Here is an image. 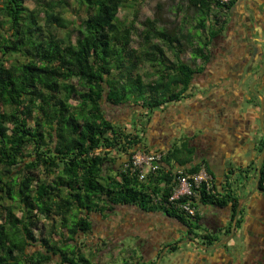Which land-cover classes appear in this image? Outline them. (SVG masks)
Returning <instances> with one entry per match:
<instances>
[{
	"label": "trees",
	"instance_id": "trees-1",
	"mask_svg": "<svg viewBox=\"0 0 264 264\" xmlns=\"http://www.w3.org/2000/svg\"><path fill=\"white\" fill-rule=\"evenodd\" d=\"M131 1L136 0H32L30 9L26 0H0V264H49L54 256L59 264H99L98 255L80 250V233L93 231L92 214L107 217L119 206L163 213L189 226L192 235L203 229L199 214L189 219L167 201L172 171L194 162L187 144L164 151V170L145 182L125 165L135 152L151 151L146 134L155 111L195 97L192 83L204 72L207 45L229 7L182 0L179 11L193 15L204 38L182 26L172 32L148 18L140 32L142 48L134 49L136 20H119ZM73 13L78 21L69 18ZM186 48L193 64L182 59ZM146 63L154 70L148 81L140 72ZM104 101L135 104L146 121L118 125L107 117ZM202 166L215 178L206 162L186 170ZM230 179L221 188L215 179L216 192L199 201L231 210L225 236L239 200ZM41 217L59 218L61 231L53 226L45 236ZM201 237L207 247L220 241L210 233ZM33 244L41 250L30 254ZM177 247L178 242L170 246ZM134 261L132 256L123 264H146Z\"/></svg>",
	"mask_w": 264,
	"mask_h": 264
},
{
	"label": "flooded vegetation",
	"instance_id": "flooded-vegetation-1",
	"mask_svg": "<svg viewBox=\"0 0 264 264\" xmlns=\"http://www.w3.org/2000/svg\"><path fill=\"white\" fill-rule=\"evenodd\" d=\"M223 3L229 8L221 12L216 36L207 41L210 57L204 65V85H192L190 89L200 93L204 90V122L207 120L211 124L204 130L210 131L215 124H232L236 127L235 134L241 135L247 149L246 158L229 157V164L223 166V178H231L232 189L239 198L232 231L235 226L234 234L239 235L242 246L232 244L231 248L228 241L217 248L223 250L218 251L215 257L224 260L221 264H264V159L259 168L264 148V0H227ZM218 90L223 92L222 104L212 101L213 93ZM241 122L244 128L240 127ZM184 134L186 139L187 132ZM215 147L211 143L204 144V156H220L219 150L224 156L222 154L226 152L222 146ZM214 175L218 179L220 169ZM223 211H230L232 216L231 210ZM170 219L173 227L186 230L188 238L205 246L203 234L193 237L189 226ZM222 239L220 237V241ZM174 243L168 241L162 247L158 243L150 246V252H157L156 262L164 249L172 250L170 246ZM231 249L235 257L229 255ZM147 259L148 256L143 255L141 262L146 263ZM214 263L212 260L208 264Z\"/></svg>",
	"mask_w": 264,
	"mask_h": 264
},
{
	"label": "rangeland",
	"instance_id": "rangeland-1",
	"mask_svg": "<svg viewBox=\"0 0 264 264\" xmlns=\"http://www.w3.org/2000/svg\"><path fill=\"white\" fill-rule=\"evenodd\" d=\"M132 3H134V5H132ZM25 5L30 9H33L35 7L32 0H26ZM181 5L185 7V5L182 4V0H136L135 2L131 1L129 4H127L125 8L120 11L119 20L120 22L126 23H129L133 19L136 20V31L133 36L134 42L132 44V48H142L143 39L140 36V32H143L144 30V26L142 25V23L148 18H158L161 22V26L168 28L172 32H175L177 28L182 26L184 27V31H191L195 37L201 36L202 38H204V34L200 30H197L195 27L196 21L193 15L191 13H185V10L179 11V7ZM81 16L83 17L84 15L81 14ZM69 18H72V20L74 21H78L79 19L78 15L75 13H73V15H71V17ZM198 41L199 39L196 38L195 42L197 43ZM155 42L158 43V41ZM167 56L172 60L174 59L172 53L170 52H167ZM182 59L188 64H193V54L189 48H186V52L184 53V55H182ZM196 64L199 66L202 63L200 62V60H197ZM140 72L144 75L145 80L148 81L154 70L149 64L146 63L142 66ZM192 85H204V74L196 75ZM187 100L188 99H184L181 101L182 103H173L171 105L172 107H175V109L179 107H184L188 105ZM200 100L203 99L201 98ZM103 104L107 117L118 125L131 124L132 121H136L140 124L142 123V121H146V117H141L144 111L141 110V108L139 106H136L135 104H129L120 107H115L105 101ZM137 112L139 113L137 114ZM159 115L160 114L155 113L154 117ZM179 121L182 122V119H180ZM137 128L140 129V125L137 126ZM149 128L150 127L148 126V132ZM172 131L174 132V136L169 139V145L173 147H181L183 141L185 140V129L179 126V124H176L173 126ZM45 175L46 174L40 173L41 178H45ZM128 206L129 207H124V209H122L121 206L116 207L115 211L113 213H110L107 217H102L98 213L92 214L91 220L93 223V231L87 235L80 233L81 238L78 242V244L80 245V250L87 254L88 257H91L89 255V252H92L94 255H98L99 264H123L126 260H131L132 256H134L135 258L134 262L142 261L140 260L141 253L145 256L147 248L143 247V239L141 240V236L138 237L137 235V233H140V227H136V224H129L130 222H128L127 214L130 212L135 213V208H131L130 205ZM210 210H212V206H202V211H204V215H208ZM16 214L19 217L21 216L20 212H16ZM60 223L61 221L57 217L55 219L42 218L41 225L43 224L46 230L44 231V235H48L49 230H51L53 226H56V228L60 230ZM126 230H129V232L126 233ZM167 230L163 229V233H167L168 235H170L172 233V231H170L171 229H169L168 231ZM62 232L64 233L65 237L69 236L66 229H62ZM186 233L187 237H189V234L186 230L183 231L180 229L178 232V235L180 237H177L174 240L178 242V247L176 251L164 249L160 255L159 260L154 264H208V261H211V259L214 258L218 251L221 252L223 250L222 248H215L216 245L212 248H207L204 246V263L202 259L200 261H197V258L190 262L189 257L198 256L197 252L200 254L202 250L198 249L201 244L192 243L190 242L192 241L190 238L185 239L183 237ZM201 234H205L204 229H200L197 232L195 231V235L192 236L200 237ZM232 234L233 233L230 234V237ZM234 235L235 236L231 240H229L230 243L227 241L229 243L228 246H230L231 248L232 244L235 247L238 245L242 246L241 244H239V235ZM36 236L41 237V233L39 231L36 232ZM223 237H225V235ZM160 240H162L161 242L164 245H166V243L168 242V240H166L165 238H160ZM221 241H225V239H222ZM40 250V245L33 244L32 247H29L28 253L35 254ZM229 255L231 257L236 256V254L232 252V249L230 250ZM218 260L220 261L217 264H221V260L223 259ZM60 261V257L54 256L52 261L49 262V264H59ZM146 264L152 263L148 261L146 262Z\"/></svg>",
	"mask_w": 264,
	"mask_h": 264
},
{
	"label": "crops",
	"instance_id": "crops-1",
	"mask_svg": "<svg viewBox=\"0 0 264 264\" xmlns=\"http://www.w3.org/2000/svg\"><path fill=\"white\" fill-rule=\"evenodd\" d=\"M203 92L204 90H202V93L196 90L195 97L193 99H188V105L184 107L175 109V107H172V105L170 104L166 106L164 110L155 111V113H158L160 115L154 117V113V118H151V123L148 125L150 127L149 132L147 131L146 134V144L150 150H163L166 152L170 151L173 148V146L169 145V139L174 136V132L172 131V129L174 125L179 124V126L185 129L188 135V137L183 141L182 144H187L189 148L195 151V154L193 155L194 162L183 168H190L196 164L204 165V162H206L208 168L213 174H216V171L220 169V177L216 179V182L218 184L222 182V185H219V187L221 188L222 186L225 187V179L223 178L225 172V167H223L224 164H229V157H241L242 159L246 158L247 149L244 145V141L243 138H241V135L235 134L236 127L231 126L232 124L225 125V123H221L216 125L214 123L215 127L210 129V131L206 132V130H204L209 129L211 124L209 122L207 123V120L206 122H204L205 116L204 95L202 96ZM222 95V90H218L216 93H213L212 101L215 103H224V100L221 99ZM200 97L203 100H200ZM180 103L182 102L180 101ZM180 119H182L183 123L179 121ZM240 127L244 128V123L242 124L241 122ZM165 137L167 140L165 139ZM208 143H211L212 145L214 144V148H216L215 146H222L221 149L224 150V152H226L225 154L227 155L222 154L224 156H221L222 151L219 150L220 152L218 153H220V156H218L217 154L204 156V144L207 145ZM124 207L129 206H123L122 209H124ZM131 208H135V213L130 212L127 214L128 222H130L129 224H136V227H140V233H137V235L138 237L141 236L140 239H143V247L147 248L145 257L148 256V259L146 260V262L150 261L151 263H155L157 252H155L154 254L153 252H150L152 249V247L150 246H154L155 243H158L161 247L165 246L161 242L162 240H160V238L166 239V237L171 238H168L167 240L175 242V245L177 241L174 240L177 237H180L178 235L180 227H173L171 224V219L163 213L145 212L137 207ZM203 212L204 211H202L201 207L200 225L204 229V233H214L219 238H222L226 234V230L231 226V217L229 214L230 211L225 213V211L212 206V210L209 211L208 215H204ZM163 229H171L170 231H172V233L170 235H168L167 233H163ZM125 232L128 233L129 230H126ZM183 237L185 239H188L187 233ZM198 249H201L202 251L200 252V254L197 252L198 256L196 257H189L190 262L197 258V261H200L202 259L204 263V246L202 245V243L201 246L198 247ZM141 256H143L142 253ZM212 260L215 261L214 264H217L220 261H218V258H216L215 256L211 259V261ZM223 262L224 260L221 261V263ZM208 263H210V261H208Z\"/></svg>",
	"mask_w": 264,
	"mask_h": 264
},
{
	"label": "built area",
	"instance_id": "built-area-1",
	"mask_svg": "<svg viewBox=\"0 0 264 264\" xmlns=\"http://www.w3.org/2000/svg\"><path fill=\"white\" fill-rule=\"evenodd\" d=\"M216 1L223 3L227 0ZM164 158V151L139 150L131 156L125 167L137 175L140 181L145 182L151 176L155 177L164 170ZM214 184L215 178L204 166L194 173L178 167L171 174V194L167 201L174 204L181 214L186 215L189 219H194L201 213L202 206L199 201L202 195L216 192ZM161 198L163 196L160 195L154 200L159 203Z\"/></svg>",
	"mask_w": 264,
	"mask_h": 264
},
{
	"label": "water",
	"instance_id": "water-1",
	"mask_svg": "<svg viewBox=\"0 0 264 264\" xmlns=\"http://www.w3.org/2000/svg\"><path fill=\"white\" fill-rule=\"evenodd\" d=\"M263 159H264V148H263L262 153H261L260 167H259V168H261V165H262V163H263ZM232 233H233V234L231 235V237H229V238L226 239L225 241H220L218 244H216L215 248H218L219 246L225 244L227 241H229V240H231V238H233L234 233H235V226H234V228H233ZM190 242H192V243H196L194 240H192V241H190Z\"/></svg>",
	"mask_w": 264,
	"mask_h": 264
},
{
	"label": "bare ground",
	"instance_id": "bare-ground-1",
	"mask_svg": "<svg viewBox=\"0 0 264 264\" xmlns=\"http://www.w3.org/2000/svg\"><path fill=\"white\" fill-rule=\"evenodd\" d=\"M187 243V242H186Z\"/></svg>",
	"mask_w": 264,
	"mask_h": 264
}]
</instances>
